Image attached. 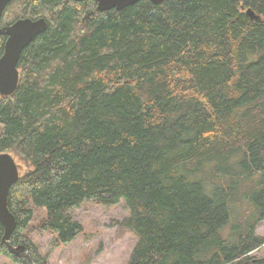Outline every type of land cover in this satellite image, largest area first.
<instances>
[{"label": "trees", "instance_id": "16d2710c", "mask_svg": "<svg viewBox=\"0 0 264 264\" xmlns=\"http://www.w3.org/2000/svg\"><path fill=\"white\" fill-rule=\"evenodd\" d=\"M21 18L47 29L23 49L15 92L0 93V153L30 166L8 195L13 246L45 264L24 233L30 204L69 243L83 231L69 209L124 200L128 264H264L249 256L264 244V0H13L0 27ZM241 176L257 177V217L226 240ZM4 235L0 221V254L32 264Z\"/></svg>", "mask_w": 264, "mask_h": 264}, {"label": "rangeland", "instance_id": "374dc122", "mask_svg": "<svg viewBox=\"0 0 264 264\" xmlns=\"http://www.w3.org/2000/svg\"><path fill=\"white\" fill-rule=\"evenodd\" d=\"M14 159L20 175L30 166L17 155ZM257 177L241 176L238 190L230 202V220L221 230L226 240L235 241L240 236L243 223L254 222L257 212L254 196L259 193ZM33 218L24 231L45 264H128L137 243L136 235L126 227L130 211L124 200L113 205L87 200L79 207L68 210L69 215L83 226V231L69 243H59L57 233L46 226L45 207L30 204ZM255 234L264 237V221L255 225ZM253 259H264V244L249 253ZM0 264H16L0 254Z\"/></svg>", "mask_w": 264, "mask_h": 264}, {"label": "water", "instance_id": "95a60500", "mask_svg": "<svg viewBox=\"0 0 264 264\" xmlns=\"http://www.w3.org/2000/svg\"><path fill=\"white\" fill-rule=\"evenodd\" d=\"M13 0H0V18L6 6ZM82 1V0H76ZM100 10L111 8L123 9L140 0H96ZM155 4L163 0H150ZM246 15L253 20H259L260 16L252 8L246 9ZM47 29L44 18L33 20L21 18L11 25L0 27V35H6L7 40L4 52L0 57V93L11 95L15 92L19 82L18 63L23 49L29 45L36 36ZM19 170L15 159L10 153H0V221L4 225L5 235L3 240L15 253H24L30 257L32 264H37L31 257L28 247L25 245L13 246L11 234L16 227V218L8 207V195L11 186L18 180Z\"/></svg>", "mask_w": 264, "mask_h": 264}]
</instances>
